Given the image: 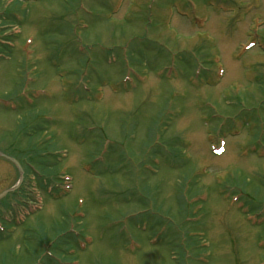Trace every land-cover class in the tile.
I'll list each match as a JSON object with an SVG mask.
<instances>
[{"label": "rangeland", "instance_id": "obj_1", "mask_svg": "<svg viewBox=\"0 0 264 264\" xmlns=\"http://www.w3.org/2000/svg\"><path fill=\"white\" fill-rule=\"evenodd\" d=\"M0 264H264V0H0Z\"/></svg>", "mask_w": 264, "mask_h": 264}, {"label": "water", "instance_id": "obj_2", "mask_svg": "<svg viewBox=\"0 0 264 264\" xmlns=\"http://www.w3.org/2000/svg\"><path fill=\"white\" fill-rule=\"evenodd\" d=\"M7 159L12 161L14 163V165L16 166V168L18 169V171H19V179H18L17 183L14 186H12V187L4 190L2 193H0V197H2L3 195H5L8 192L14 191L20 185V183L22 182V179H23V172H22V169H21V166L19 165V163L13 158H7Z\"/></svg>", "mask_w": 264, "mask_h": 264}]
</instances>
